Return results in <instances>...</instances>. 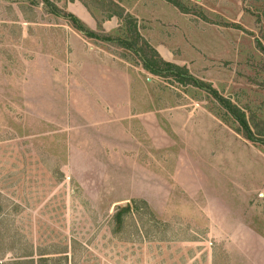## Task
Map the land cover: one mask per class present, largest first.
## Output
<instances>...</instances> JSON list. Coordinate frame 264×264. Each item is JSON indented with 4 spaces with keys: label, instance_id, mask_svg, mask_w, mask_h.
<instances>
[{
    "label": "rangeland",
    "instance_id": "obj_1",
    "mask_svg": "<svg viewBox=\"0 0 264 264\" xmlns=\"http://www.w3.org/2000/svg\"><path fill=\"white\" fill-rule=\"evenodd\" d=\"M51 1L84 6L100 34L102 23L116 29L100 0ZM115 1L136 19L152 5L175 60L264 120V0H181L187 12ZM72 31L44 0H0V263L32 254L53 264H264V186L225 183L264 173V147L210 93L84 36L137 75L124 122L102 115L61 69ZM197 177L202 195L184 194L182 179Z\"/></svg>",
    "mask_w": 264,
    "mask_h": 264
},
{
    "label": "crops",
    "instance_id": "obj_2",
    "mask_svg": "<svg viewBox=\"0 0 264 264\" xmlns=\"http://www.w3.org/2000/svg\"><path fill=\"white\" fill-rule=\"evenodd\" d=\"M153 8L150 5L148 11L142 9L137 12V21L141 35L148 40L163 59L179 65H185L184 62L175 60V49L171 51L166 45V32L164 29L160 31L159 26L153 22L155 17V10ZM71 12L88 27L95 30L93 26L94 21L84 6L80 5L77 10ZM108 19L115 20L114 26L116 25L117 28L119 25L118 18L114 19V16H112ZM101 26L106 32L111 30L104 23ZM76 31H72L73 34L67 42L69 46L68 60L63 63L64 66L61 68L67 77L66 81L68 83H75V85H83V91L86 93L84 99H86L87 103L89 101L91 108L99 110L105 116L115 117L119 115V120L124 122V112L122 111L125 110L123 108L125 89L127 90L128 105L135 97L138 98L137 90L134 88V85L137 87V75L131 76L130 74L132 72V64L126 62L124 59L117 58L115 54L107 52L99 46H94L83 38L85 35L81 33L82 36L79 31ZM151 39L154 42H151ZM179 48L181 49V47ZM69 97L74 98L72 96ZM131 109L132 107L129 110L132 111ZM238 181L241 183L249 182L253 186L252 189L262 188L264 186V173L252 171L249 176L242 177L241 180L231 181L227 179L225 183H232L237 188ZM212 185L214 184L212 183ZM203 186L204 182L199 177L191 178L190 180L182 179L183 193L186 195L201 196Z\"/></svg>",
    "mask_w": 264,
    "mask_h": 264
},
{
    "label": "trees",
    "instance_id": "obj_3",
    "mask_svg": "<svg viewBox=\"0 0 264 264\" xmlns=\"http://www.w3.org/2000/svg\"><path fill=\"white\" fill-rule=\"evenodd\" d=\"M103 7L108 11L106 19L116 16L119 25L112 32L98 33L96 30L88 27L80 18L70 11L60 9L53 1L44 0V6L47 12L67 20L70 25L86 37L96 38L101 41L116 43L120 47L135 55L142 68L152 75L165 79L173 80L184 86H194L210 93L219 106L225 110V113L237 123L235 128L237 132L242 133L243 137L258 142L264 147V120L254 113L247 115L241 107L232 102L228 97L222 95L210 82L194 76L185 65H179L174 62L163 59L156 49L141 35L137 19L115 0H100ZM183 12H187L181 0H167ZM85 5L87 3L83 2ZM257 44L264 50V45L258 40ZM129 210V205H118L113 215L115 224L121 222V215ZM59 258L38 255L34 258L32 254L17 255L7 263L0 264H53Z\"/></svg>",
    "mask_w": 264,
    "mask_h": 264
}]
</instances>
